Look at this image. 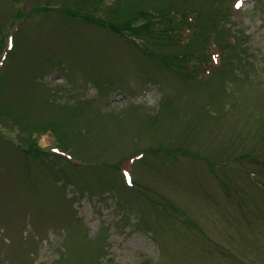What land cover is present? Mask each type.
I'll return each instance as SVG.
<instances>
[{
    "label": "rangeland",
    "instance_id": "obj_1",
    "mask_svg": "<svg viewBox=\"0 0 264 264\" xmlns=\"http://www.w3.org/2000/svg\"><path fill=\"white\" fill-rule=\"evenodd\" d=\"M231 1L193 80L81 16L230 0H0V264H264V0Z\"/></svg>",
    "mask_w": 264,
    "mask_h": 264
},
{
    "label": "trees",
    "instance_id": "obj_2",
    "mask_svg": "<svg viewBox=\"0 0 264 264\" xmlns=\"http://www.w3.org/2000/svg\"><path fill=\"white\" fill-rule=\"evenodd\" d=\"M232 3L233 2L230 0V6H225L221 11H214V8H212L207 12L198 11L195 8L180 9L175 6L152 8L153 13L146 12L145 21L139 25H134L133 19L115 24L113 22H105L103 19H96L95 16L91 15L79 16L83 17L87 23L110 29V31H113L119 37L133 43L142 53L157 58L164 66L173 69L181 78H191L195 80L197 73H208V68L205 66L209 65L212 55L211 52L207 51L209 45L216 44L220 53L221 51L224 52L221 44H223L225 48H234L236 43L235 39L222 25V19H225L223 15L228 18L233 10ZM235 3L236 2H234V5ZM117 12L115 8L113 13ZM70 15L76 16L74 11H70ZM195 39L197 42L194 41ZM148 40L151 44H162L172 49L169 54H157L147 46ZM211 40L215 43H211ZM203 42L202 54L194 52L197 49L193 48V45L198 43L201 49V44ZM190 46L192 50H188ZM194 59L198 60L200 64L191 63ZM202 64L206 65L203 66ZM55 140L62 149L67 150L69 148L68 133L63 132L55 135ZM31 145L36 146L38 149L35 150L40 156H45L46 159H49L50 156H57L55 153L50 154L43 151L34 141ZM60 157L61 156H59V158ZM60 159L67 160L66 158ZM43 160L47 163L50 162L45 159ZM76 166L77 164H75V167ZM115 166L120 169L121 164H116ZM129 183L132 187L135 185L132 181Z\"/></svg>",
    "mask_w": 264,
    "mask_h": 264
}]
</instances>
